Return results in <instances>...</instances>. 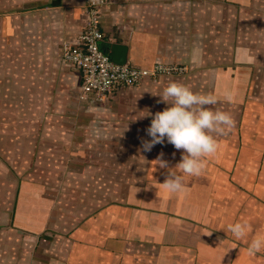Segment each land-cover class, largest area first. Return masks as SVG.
Returning a JSON list of instances; mask_svg holds the SVG:
<instances>
[{"label": "crops", "instance_id": "0c3cea01", "mask_svg": "<svg viewBox=\"0 0 264 264\" xmlns=\"http://www.w3.org/2000/svg\"><path fill=\"white\" fill-rule=\"evenodd\" d=\"M84 6L0 0L3 44L18 49L0 58V264H264V252L248 253L264 233V0H109L103 52L187 69L102 99L79 98L80 71L62 58ZM251 15L261 33L242 42L235 31L255 27ZM171 82L217 96L213 110L235 126L170 195L162 183L183 150L165 140L146 152L142 142ZM245 221L253 233L236 239L229 226Z\"/></svg>", "mask_w": 264, "mask_h": 264}, {"label": "clouds", "instance_id": "9594fccd", "mask_svg": "<svg viewBox=\"0 0 264 264\" xmlns=\"http://www.w3.org/2000/svg\"><path fill=\"white\" fill-rule=\"evenodd\" d=\"M157 95L160 97L158 103H165L168 107L152 116L146 130L151 139L142 142L143 151H151L156 144H164L165 140L175 149L183 150L181 161L175 166L176 171H171L162 183L168 194L182 193L185 191L183 176L199 177L203 173L207 158L218 151L217 137L226 136L235 126V121L230 113L213 110L219 102L217 96L195 93L184 84L171 82ZM225 98L231 100L232 94L226 93ZM162 156L163 153L156 161L161 168H167ZM220 214L224 215L225 210L221 209ZM229 231L236 239H243L253 233V228L245 221L230 225ZM261 252H264V233H256L248 253L255 256Z\"/></svg>", "mask_w": 264, "mask_h": 264}, {"label": "built area", "instance_id": "2783aa9c", "mask_svg": "<svg viewBox=\"0 0 264 264\" xmlns=\"http://www.w3.org/2000/svg\"><path fill=\"white\" fill-rule=\"evenodd\" d=\"M108 1L85 0L83 27L78 35V42L62 44L63 60L77 68L81 74L80 99H84L89 93L94 94L96 99H102L117 88L132 87L145 79H156L187 69L185 65L165 63H156L145 69L113 61L99 47L103 39L100 20Z\"/></svg>", "mask_w": 264, "mask_h": 264}, {"label": "rangeland", "instance_id": "374dc122", "mask_svg": "<svg viewBox=\"0 0 264 264\" xmlns=\"http://www.w3.org/2000/svg\"><path fill=\"white\" fill-rule=\"evenodd\" d=\"M256 16L255 15H251L250 16V18L249 19H251V20H254V21H251L250 20V23H251V25L253 24L255 27H251L252 29H248L247 28V30H243V32H241V28H239V30H236V28H235V37H237V38H239L241 41H242V39L240 38V37H244V36H247L248 38L247 39H245L244 41H246V42H249L250 40H253L254 41V39H256L255 37L259 34V33H261V31H258V24H259V22H260V20L262 19V17H261V19H259V17L257 16V19L255 20L254 18H255ZM257 27V28H256ZM262 36L264 35V33H262L261 34ZM6 35H5V33H1L0 34V58L2 57V53H4V55L6 56V54H7V52L5 51V50H7V49H9V50H11V51H13V52H16L18 49H16V48H9V44H8V46H7V44H6V46H4L5 44H3V41L5 40L6 41V37H5ZM251 38H253V39H251ZM264 38V37H263ZM4 41V42H5ZM243 42V41H242ZM260 42H262V40H260ZM6 43H7V41H6ZM261 44V43H260ZM6 52V53H5ZM16 63V60H14L13 59V65ZM22 79H26V78H24L23 76H22ZM27 84L28 85H31L32 84V81L31 80H28L27 81ZM28 165V164H27ZM27 167V166H26ZM8 178V177H7ZM7 178L5 177V176H0V183L1 182H3V179L5 180V181H7ZM12 176H11V180H12ZM9 180V179H8ZM15 182V180L13 179V183ZM11 181H10V184L12 185V191H14V188H15V186H14V184H13ZM11 187V186H10Z\"/></svg>", "mask_w": 264, "mask_h": 264}, {"label": "water", "instance_id": "95a60500", "mask_svg": "<svg viewBox=\"0 0 264 264\" xmlns=\"http://www.w3.org/2000/svg\"><path fill=\"white\" fill-rule=\"evenodd\" d=\"M104 53H108V51L107 50H105L104 51ZM110 54V56H112V54L111 53H109ZM112 59H113V57H111ZM115 62H117V63H123L124 61L123 60H119V59H113Z\"/></svg>", "mask_w": 264, "mask_h": 264}]
</instances>
